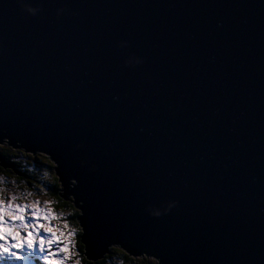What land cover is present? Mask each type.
I'll use <instances>...</instances> for the list:
<instances>
[{"label": "water", "instance_id": "95a60500", "mask_svg": "<svg viewBox=\"0 0 264 264\" xmlns=\"http://www.w3.org/2000/svg\"><path fill=\"white\" fill-rule=\"evenodd\" d=\"M24 2L0 0V144L55 163L87 260L264 264V0Z\"/></svg>", "mask_w": 264, "mask_h": 264}, {"label": "clouds", "instance_id": "9594fccd", "mask_svg": "<svg viewBox=\"0 0 264 264\" xmlns=\"http://www.w3.org/2000/svg\"><path fill=\"white\" fill-rule=\"evenodd\" d=\"M20 6L33 17L41 11L39 6L33 7L24 0H20ZM63 12V8L58 9L57 15ZM127 46L126 41L119 44L121 48ZM142 63L141 58L132 55L125 66ZM40 159L55 165L45 155ZM18 163L22 176L0 166V264H5L9 258L22 261L21 253L25 252L39 253L41 264H81L76 237L83 229L78 222L73 224L68 219L76 209L71 204L65 207L64 201L51 194L49 185L57 182L55 173L45 167L38 168L34 160L21 158ZM71 182L76 184L77 180ZM176 206V202L171 201L163 209L149 207L147 211L150 216L159 218Z\"/></svg>", "mask_w": 264, "mask_h": 264}, {"label": "trees", "instance_id": "16d2710c", "mask_svg": "<svg viewBox=\"0 0 264 264\" xmlns=\"http://www.w3.org/2000/svg\"><path fill=\"white\" fill-rule=\"evenodd\" d=\"M29 154L30 153H27L20 146L18 148H13V147L7 145V142L3 143V145H0V156H2L6 160V162L8 164V167H6V168L3 167V168L15 172L18 176H22L23 175V173H21L19 171L20 164L18 163V161L21 158H23L25 160H28V161L34 160L35 163H36V166L39 163L40 166H44L45 168H48L50 172H54L55 173V168H54L52 162H49V160H47V162H44V161H42L40 159V157H42L44 155H40L39 154L37 156H34L33 154H30V155ZM55 176H56V174H55ZM56 178H57V176H56ZM50 187H51V194L56 196L59 200L64 201V206L65 207H67V205L71 204L72 207L75 208L74 205H73V200L72 199H70L69 201H66L62 197V195H61L62 194V190L59 188V187H61V184H60L58 178H57V182L55 184H51ZM78 216H79V211L76 209L75 213L71 216V218L73 220L72 221L73 224L78 222V220H77ZM78 237H79V241H80L79 242V247L83 251L84 264H105L106 257H108L110 255L111 256L112 255L118 256L117 259L121 260L122 263H124V264H136L138 262H141L142 264H159L157 262H153L152 261L151 258L154 257V256L148 255L145 252L142 255H140L139 253L138 254H134L133 256H139V257H137L139 259H136V260H140V261H135L134 258H132L131 255L128 252H126L124 249H122L119 246L111 247L109 254L106 255L99 262H91V261L87 260V258L85 256L84 246H83V244L81 243V240H80V237H81L80 233H79Z\"/></svg>", "mask_w": 264, "mask_h": 264}, {"label": "rangeland", "instance_id": "374dc122", "mask_svg": "<svg viewBox=\"0 0 264 264\" xmlns=\"http://www.w3.org/2000/svg\"><path fill=\"white\" fill-rule=\"evenodd\" d=\"M0 145H3V144H0ZM53 166H54V168H55V165H54V164H53ZM37 167L39 168V167H44V166H40L39 163H38V164H37ZM59 188L62 190V194H64V192H63V187L61 186V187H59ZM49 189H50V192H51V187H50V185H49ZM68 219H69V221H71V222L73 221L72 218H71V216H69ZM78 235H79V233L77 234V237H76V239H77V241H78V243L76 244V250L80 253V255H81V257H82L81 264H84L83 251H82L81 248L79 247V242H80V241H79V237H78ZM117 257H118V256H115V255H112V256L110 255V256L106 257V262H105V264H124V263H122L121 260L117 259ZM131 257L134 258L135 261H140V260H136V259H139V258H137V257H139V256H132V255H131ZM141 258H142V257H141ZM151 259H152L153 262H157V263L160 264V262H158L159 260L157 261L154 257H152ZM5 264H41V258H40V254H39V253H33L29 259H27V260H25V261H23V262H21V261H15L14 259L9 258V260H6V261H5ZM136 264H142V263H141V262H138V263H136Z\"/></svg>", "mask_w": 264, "mask_h": 264}, {"label": "snow or ice", "instance_id": "6c2138e0", "mask_svg": "<svg viewBox=\"0 0 264 264\" xmlns=\"http://www.w3.org/2000/svg\"><path fill=\"white\" fill-rule=\"evenodd\" d=\"M19 6H20V5H19ZM20 7H21V6H20ZM65 184H66V183H65ZM79 190H80V186H78V188H77L76 191H79ZM73 194H74V193H73ZM80 199L84 200V202H85L84 213H85V217L87 218V213H88V211H89V205H88L87 201H86L84 198H80ZM32 254H33V253H27V252H25V253H21V255L24 257V259H23L21 262H23V261L29 259V258L31 257ZM45 255H47V253H45ZM40 258H41V257H40Z\"/></svg>", "mask_w": 264, "mask_h": 264}, {"label": "bare ground", "instance_id": "6f19581e", "mask_svg": "<svg viewBox=\"0 0 264 264\" xmlns=\"http://www.w3.org/2000/svg\"><path fill=\"white\" fill-rule=\"evenodd\" d=\"M156 259V258H155Z\"/></svg>", "mask_w": 264, "mask_h": 264}]
</instances>
